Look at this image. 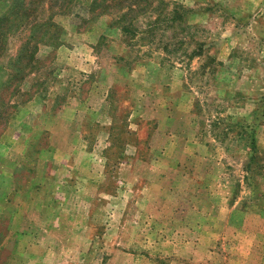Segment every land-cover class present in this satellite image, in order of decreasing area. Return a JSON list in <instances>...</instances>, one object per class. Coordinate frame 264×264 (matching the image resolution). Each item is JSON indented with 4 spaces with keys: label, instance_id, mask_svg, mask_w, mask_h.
<instances>
[{
    "label": "rangeland",
    "instance_id": "rangeland-1",
    "mask_svg": "<svg viewBox=\"0 0 264 264\" xmlns=\"http://www.w3.org/2000/svg\"><path fill=\"white\" fill-rule=\"evenodd\" d=\"M22 1L0 0V264H264V0H157L126 32L114 0H25L54 26L16 63Z\"/></svg>",
    "mask_w": 264,
    "mask_h": 264
},
{
    "label": "trees",
    "instance_id": "trees-1",
    "mask_svg": "<svg viewBox=\"0 0 264 264\" xmlns=\"http://www.w3.org/2000/svg\"><path fill=\"white\" fill-rule=\"evenodd\" d=\"M115 4L111 7H104V13H112L116 11V14L119 15V18L117 20V22H115L116 24H118V26L124 30V32H126V29L128 28L127 26H131L132 25V21L134 18H136L137 13H141V14H145L147 13L149 10H151V8L153 7V4L155 1L157 0H114ZM61 2V1H60ZM73 2V0H63L60 3V8L59 13L63 14L65 12L64 8H68V6ZM103 3V0H92L91 2V7H100V5ZM20 17L19 20L17 19L16 24L15 25H11L10 27L8 26V28L6 27L5 30L3 31L4 34H8L9 32H13V31H17L18 29H21L23 27L28 26L27 28L29 29V36L27 38V40L21 45L19 52L15 58L16 63H18L20 60V58L22 59V52H26L29 50V46H30V42H33L34 47L33 50H36V47L39 43H42L40 41L43 40V36L45 35V31L43 29H49L52 28L54 25L51 23L50 18H46L45 21H40L37 23H32V8H31V3H27L25 0L21 2L20 5ZM48 10H50L49 7H47ZM13 8L12 5L9 8V10H7V12L5 14H3L0 17V28L2 27L3 23H5L8 20V16L12 15L13 13ZM17 13H15L16 15ZM135 14V17H134ZM51 16V15H50ZM128 18H131L130 21L128 22H124L125 20H128ZM127 24L126 25H124ZM42 29V31H41ZM39 32H41L39 39L36 38V36L38 34H40ZM43 32V33H42ZM33 51V52H34ZM29 54H33L31 52H29Z\"/></svg>",
    "mask_w": 264,
    "mask_h": 264
},
{
    "label": "crops",
    "instance_id": "crops-1",
    "mask_svg": "<svg viewBox=\"0 0 264 264\" xmlns=\"http://www.w3.org/2000/svg\"><path fill=\"white\" fill-rule=\"evenodd\" d=\"M55 122H57V123H58V120H57V121H55Z\"/></svg>",
    "mask_w": 264,
    "mask_h": 264
}]
</instances>
